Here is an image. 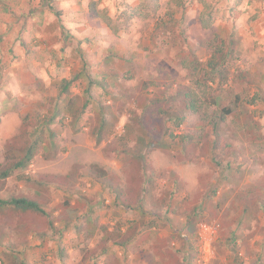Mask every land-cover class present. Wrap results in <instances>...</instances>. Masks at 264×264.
<instances>
[{
    "label": "rangeland",
    "instance_id": "374dc122",
    "mask_svg": "<svg viewBox=\"0 0 264 264\" xmlns=\"http://www.w3.org/2000/svg\"><path fill=\"white\" fill-rule=\"evenodd\" d=\"M98 1L0 0V264H264V0Z\"/></svg>",
    "mask_w": 264,
    "mask_h": 264
},
{
    "label": "trees",
    "instance_id": "16d2710c",
    "mask_svg": "<svg viewBox=\"0 0 264 264\" xmlns=\"http://www.w3.org/2000/svg\"><path fill=\"white\" fill-rule=\"evenodd\" d=\"M9 0H1L2 4H3V10L5 12H11V9L9 8L8 5H6V2ZM77 1H84V0H77ZM138 4L135 7H130L128 6V9H126L125 11H123L121 13V18L125 21H131L135 18H141L143 20H148L150 18H153L154 16L157 15V13L160 10L161 7V0H138ZM175 2V5L177 7H182L184 5L185 0H173ZM202 5L204 6V10L201 13L200 16V23L202 28L204 29H210L213 22L215 21V16L216 14H214V12L212 10V5L207 2L206 0H200ZM99 1L98 0H88V9L89 11L94 14L96 17H99L109 28L110 30L114 33V34H118L121 31H125L127 30V26H120L107 12L106 9H100L99 8ZM50 9H52L55 12V15L59 18L61 16V12L56 10L53 6H49ZM208 13V14H206ZM215 15V16H214ZM60 19V18H59ZM212 44V46H215L213 41L210 42ZM221 47H223V42L221 40ZM219 48V51L223 54L224 49L223 48ZM217 49V48H215ZM218 62H214L212 60H210L209 64L212 67L213 70L217 71V68L219 69V64H217ZM220 63V62H219ZM71 80H66L63 79L61 82V93H66L69 94V86H70ZM88 102H86L84 104V109L81 110V113L88 107ZM28 119L33 117V116H26L25 119ZM150 120L151 118H147L146 124H145V128L149 130V132H152L153 129H149L150 128ZM106 122L105 120H101V129L99 128V133L101 134L103 132V127H105ZM29 126H34V130L37 133L36 136L42 132L43 127L40 126L39 122H33V120H29V122L27 124H25V128L24 131L28 132ZM151 130V131H150ZM95 137L97 139V141L99 143L102 142V137L96 133ZM38 140L35 139L34 140V146L37 145ZM35 151L36 149H34V147L29 148L26 153L24 154V156L22 158H20L18 161H16L13 165L9 166L7 169H5L4 171H2L1 177L4 179H7L8 177H10V175L13 173L14 170L16 169H20V168H25L26 166H28L29 164H31V161H33L34 157H35ZM120 153V152H118ZM46 185V184H41ZM113 193L116 194V199L117 201H120L121 198H123V193L119 188H113ZM0 204L2 206H7V207H12L14 209L17 210H22V211H32L34 213H40L43 214L44 216H48V213L45 211V209L43 208V206L33 200V199H29V198H23V197H13L10 198L8 200H2L0 199Z\"/></svg>",
    "mask_w": 264,
    "mask_h": 264
},
{
    "label": "crops",
    "instance_id": "0c3cea01",
    "mask_svg": "<svg viewBox=\"0 0 264 264\" xmlns=\"http://www.w3.org/2000/svg\"><path fill=\"white\" fill-rule=\"evenodd\" d=\"M72 1V0H71ZM81 2V1H80ZM76 6H74V8H75ZM254 27H255V30L257 31V33H258V37H264V30H262L260 27H259V25L258 24H255V23H253L252 24ZM261 31V32H260ZM113 187H114V185H112ZM65 186H63L62 188H64ZM114 188H117V186L116 187H114ZM64 189H67L68 190V188H64ZM126 189V188H125ZM81 194V193H80ZM116 199V198H115Z\"/></svg>",
    "mask_w": 264,
    "mask_h": 264
}]
</instances>
